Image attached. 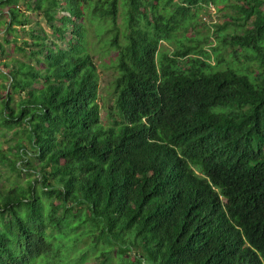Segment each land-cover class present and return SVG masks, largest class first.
<instances>
[{
	"label": "trees",
	"instance_id": "1",
	"mask_svg": "<svg viewBox=\"0 0 264 264\" xmlns=\"http://www.w3.org/2000/svg\"><path fill=\"white\" fill-rule=\"evenodd\" d=\"M0 23L27 59L0 42V264H264V0H0Z\"/></svg>",
	"mask_w": 264,
	"mask_h": 264
},
{
	"label": "rangeland",
	"instance_id": "2",
	"mask_svg": "<svg viewBox=\"0 0 264 264\" xmlns=\"http://www.w3.org/2000/svg\"><path fill=\"white\" fill-rule=\"evenodd\" d=\"M221 14H220V12H215V9H214V7H212V6H210L209 8H207L206 10H204L201 14H200V17H201V22L202 23H205V25L207 26V27H212V24L213 23H217L218 21H223V18H220L221 16H220ZM36 19H37V21H39L40 23H41V27L44 29V30H46V31H48V28L46 27V25L44 24V22L42 21V19L41 18H39L38 16H34ZM18 28H21L20 26H18ZM0 30H2V25H1V23H0ZM204 32H205V35H207L208 34V32H209V34L211 33V31L212 30H203ZM14 36H16L17 37V41H18V43L20 44L23 40H27L28 42L30 41V37H29V35L27 34V32H24V31H22V30H20V29H18L16 32H13L11 35H10V37H8V39L9 40H12V38L14 37ZM12 37V38H11ZM209 39H211V41H212V44L215 42V37H214V35H213V32H212V36L211 37H209ZM0 42L2 43V45L7 49V52H8V54H10L11 55V57H14V58H16V59H19V60H24V61H26L27 62V59H25V58H23L19 53H17V52H15L14 50H13V45H14V43L11 41L10 43H5L1 38H0ZM163 45V44H162ZM164 47H166V45H163ZM5 58L3 57L2 59H0L2 62L3 61H5L4 60ZM93 59H95L96 60V63L98 64V63H101L102 62V60H104V59H101L100 58V56H99V54L98 53H96V54H94L93 55ZM105 60H106V58H105ZM104 60V61H105ZM98 72H99V76H100V78H99V83H100V94L101 95H107V92H109V91H111V89H110V87H108L109 86V83H110V81H111V79H112V73H111V71L109 70V71H107V70H103V69H101V68H99V70H98ZM4 84L6 83V82H3ZM15 100H17V97H15ZM108 101H110V100H108ZM12 135H11V133L9 132V133H7V132H4V134H2V132L0 131V148L3 150V151H5L6 149H7V147H8V145H11V144H13L12 142L11 143H9V141H10V139H12ZM2 171L0 172L1 173V179H0V188H3V187H7L9 184H10V182L11 181H13V179L15 178L14 177V175L13 176H10L9 177V174H7L5 171V168H3V169H1ZM5 177L6 178H8L9 177V180L7 179H5ZM82 246V245H81ZM83 264H92V260H90V261H88L87 263H83Z\"/></svg>",
	"mask_w": 264,
	"mask_h": 264
},
{
	"label": "clouds",
	"instance_id": "3",
	"mask_svg": "<svg viewBox=\"0 0 264 264\" xmlns=\"http://www.w3.org/2000/svg\"><path fill=\"white\" fill-rule=\"evenodd\" d=\"M155 143L157 144H161V145H164V143L160 142V141H155Z\"/></svg>",
	"mask_w": 264,
	"mask_h": 264
}]
</instances>
